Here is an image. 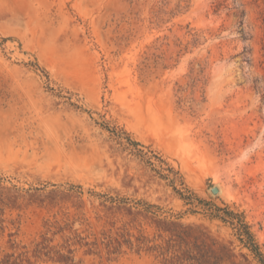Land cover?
I'll use <instances>...</instances> for the list:
<instances>
[{
    "label": "rangeland",
    "instance_id": "obj_1",
    "mask_svg": "<svg viewBox=\"0 0 264 264\" xmlns=\"http://www.w3.org/2000/svg\"><path fill=\"white\" fill-rule=\"evenodd\" d=\"M217 207L264 253V0H0V264H262Z\"/></svg>",
    "mask_w": 264,
    "mask_h": 264
},
{
    "label": "trees",
    "instance_id": "obj_2",
    "mask_svg": "<svg viewBox=\"0 0 264 264\" xmlns=\"http://www.w3.org/2000/svg\"><path fill=\"white\" fill-rule=\"evenodd\" d=\"M162 13H168L165 11L163 7H161L157 12L156 16L161 17ZM171 13H175V11H171ZM244 15V12L242 13ZM240 29L243 31V21L241 20L239 22ZM199 39L195 38L194 43H198ZM207 66H201L200 70L198 71V75H196L193 79V87H198L200 83L205 84V71ZM203 99L205 100L204 90H203ZM181 103V101H180ZM164 178H168V175H163ZM181 197L186 201L187 204H196L195 200H198L197 194H195L193 191L189 195L182 194L180 190H178ZM203 201V199L199 200ZM217 212H212V217H217L219 219H222L225 222H229L233 228L235 229V234L238 236L240 241H242L245 245L249 246L257 255L259 260L262 264H264V253L260 250L259 244L256 241L255 234L251 230L250 225L246 222L245 216L243 213L234 212L233 210H228L227 208L224 210V214L221 213L223 208L217 207Z\"/></svg>",
    "mask_w": 264,
    "mask_h": 264
},
{
    "label": "water",
    "instance_id": "obj_3",
    "mask_svg": "<svg viewBox=\"0 0 264 264\" xmlns=\"http://www.w3.org/2000/svg\"><path fill=\"white\" fill-rule=\"evenodd\" d=\"M218 191H219V188L215 186V187L213 188V192H218Z\"/></svg>",
    "mask_w": 264,
    "mask_h": 264
}]
</instances>
